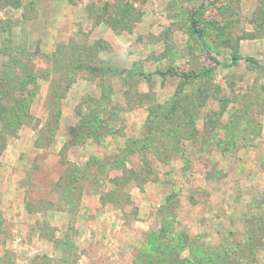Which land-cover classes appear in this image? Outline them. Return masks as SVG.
<instances>
[{
    "label": "rangeland",
    "instance_id": "obj_1",
    "mask_svg": "<svg viewBox=\"0 0 264 264\" xmlns=\"http://www.w3.org/2000/svg\"><path fill=\"white\" fill-rule=\"evenodd\" d=\"M207 53L264 0H0V264H264V72Z\"/></svg>",
    "mask_w": 264,
    "mask_h": 264
},
{
    "label": "trees",
    "instance_id": "obj_2",
    "mask_svg": "<svg viewBox=\"0 0 264 264\" xmlns=\"http://www.w3.org/2000/svg\"><path fill=\"white\" fill-rule=\"evenodd\" d=\"M196 17H197V11L191 17V31L194 33H198V30L196 28V23H197ZM198 37L201 38V34H198ZM207 54H208L209 59L211 60V62H213L214 65L211 68H208L206 71H204L203 74L210 73L211 71H213L217 67H232V66H235L241 62H243L244 65L250 70H259V71L264 72V66H262L257 59L252 58V57H241L239 55H235L231 58V60L229 62H220L219 60L212 57L209 53H207ZM160 75L165 76L166 74L161 73ZM192 77H197V75H194ZM184 79L188 80L189 76L184 75ZM14 109L16 110V113H15L14 117H12V120L17 121L16 119L18 118V114H17L16 106H13V108L11 110V114H12ZM4 118H6V117H4Z\"/></svg>",
    "mask_w": 264,
    "mask_h": 264
}]
</instances>
